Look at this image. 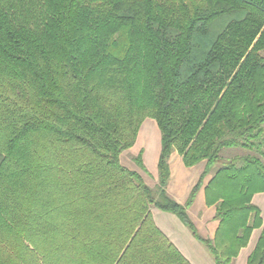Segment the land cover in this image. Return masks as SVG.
<instances>
[{"label": "trees", "instance_id": "16d2710c", "mask_svg": "<svg viewBox=\"0 0 264 264\" xmlns=\"http://www.w3.org/2000/svg\"><path fill=\"white\" fill-rule=\"evenodd\" d=\"M146 119L153 187L121 162ZM173 153L204 163L184 205L166 193ZM208 176L213 239L187 214ZM258 193L264 0H0V264H190L152 208L232 264L262 226ZM246 264H264V226Z\"/></svg>", "mask_w": 264, "mask_h": 264}, {"label": "crops", "instance_id": "0c3cea01", "mask_svg": "<svg viewBox=\"0 0 264 264\" xmlns=\"http://www.w3.org/2000/svg\"><path fill=\"white\" fill-rule=\"evenodd\" d=\"M157 128V126H156ZM160 142V134H159ZM160 145V143H159ZM158 152L160 147L158 146ZM159 156V153H158ZM178 157V165L175 175L172 173L171 161ZM158 160V157H157ZM175 162V161H174ZM204 163H200L190 168H186L181 157L177 153H173L169 159L170 178L166 186L168 197L180 205H184L187 201L192 187L196 184L199 176L203 172ZM147 172V170H146ZM152 172L155 182L157 180V162L156 172ZM211 176L206 177L204 185L199 190L193 204L187 209V214L198 230L199 234L208 239H213L218 228L219 222L214 220L215 208L207 207L205 204L204 187L207 185ZM251 203L260 210L262 226L259 229L252 231L249 242L245 248H242L238 256L233 260L232 264H246V260L253 250L256 241L259 237L262 227L264 226V193L255 194L252 197ZM151 215L154 224L159 231L174 245L178 252L190 264H214L210 254L206 249L191 235L190 231L181 223V221L173 214L162 212L158 209H151ZM202 230L203 233H201Z\"/></svg>", "mask_w": 264, "mask_h": 264}, {"label": "rangeland", "instance_id": "374dc122", "mask_svg": "<svg viewBox=\"0 0 264 264\" xmlns=\"http://www.w3.org/2000/svg\"><path fill=\"white\" fill-rule=\"evenodd\" d=\"M159 143V131L155 122L146 119L140 127L134 146L121 155L122 164L129 169L138 171L149 186H152L155 182L154 175L150 171L154 170L156 172ZM140 152L142 153V162L147 172L141 171L134 162ZM178 160V157H176L171 161L173 175L176 173L175 169L179 167ZM199 231L203 233L202 230L199 229Z\"/></svg>", "mask_w": 264, "mask_h": 264}]
</instances>
